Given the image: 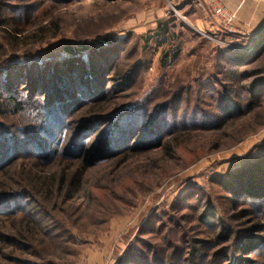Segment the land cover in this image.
<instances>
[{
	"label": "rangeland",
	"instance_id": "obj_1",
	"mask_svg": "<svg viewBox=\"0 0 264 264\" xmlns=\"http://www.w3.org/2000/svg\"><path fill=\"white\" fill-rule=\"evenodd\" d=\"M0 45V92L10 86L23 106L0 99V125L51 152L49 162L22 154L0 172V195H13L7 207L17 211L0 215V264H99L103 253L117 264L131 244L147 254L143 245L167 234L169 253L185 252L175 264H264V192L228 189L233 174L264 169V0H0ZM222 87L227 114L210 103ZM51 104L62 113L48 127ZM166 104L171 132L142 142ZM130 128L127 149L104 158L101 145ZM62 175L50 201L35 194ZM38 213L46 237L26 227Z\"/></svg>",
	"mask_w": 264,
	"mask_h": 264
},
{
	"label": "trees",
	"instance_id": "obj_2",
	"mask_svg": "<svg viewBox=\"0 0 264 264\" xmlns=\"http://www.w3.org/2000/svg\"><path fill=\"white\" fill-rule=\"evenodd\" d=\"M2 48V45H0V49ZM69 51L70 54L72 55H77L80 52L76 51L75 49H71L68 48L67 49ZM117 77L119 76V74H116ZM133 77V76H132ZM131 77V78H132ZM31 79V77H30ZM29 82H31L32 86H36L35 83H42V80H39L37 82H33L32 80H29ZM52 84V83H51ZM261 86V83L259 81H257L256 83H254L251 87V98L252 100H255L254 98H259V96H261V92L262 91H258L259 87ZM5 87V86H4ZM10 86H6L5 88H2V92H0V99H5V95L9 96L10 102L9 105H12V107H14V109H16L17 111H22L23 106L21 105V102L17 99V97H15V95L11 92V88H9ZM223 88V92L225 94H218L217 97H215L214 92L211 94V99L212 101L210 103H212V105L215 103L216 105L218 104V108H220L221 112H225L226 114L228 112H230V103L226 104L227 102H229V98L231 95H228V90L225 87ZM261 88V87H260ZM52 92V91H51ZM99 95V88H95L91 91H89L88 96L92 97V96H97ZM62 98V95H60ZM67 96V95H66ZM87 96V97H88ZM180 97V95H179ZM60 98V99H61ZM0 100V101H2ZM9 100V99H8ZM55 100H58L55 98ZM51 101V100H50ZM52 102V101H51ZM183 102V101H182ZM181 102V103H182ZM2 104H4L2 102ZM56 105H54L52 107V104L49 106V108H47L45 106L44 110L46 113V116H48V122L45 121L44 124L45 126H50L52 122H56V118L58 116H60V110L57 109L59 106L57 105V107H55ZM171 106V104H170ZM51 107V108H50ZM160 108V107H158ZM161 111H157L155 110V112L153 113V115L150 116V121L147 125L146 128L142 129L141 131V137H142V142L147 140V136L149 135L148 133L150 132H159V133H170L171 131H168L165 127L166 121H162V117L161 113L162 111L165 112L168 110V104L163 105ZM198 111V110H197ZM165 120V119H164ZM162 121V122H161ZM50 124V125H49ZM165 127V128H162ZM174 127H176L175 123H174ZM47 128V127H46ZM46 128H41L40 131L43 135L47 136V138H49L48 136H50L49 134H51V130H46ZM182 129L186 128L184 127H180ZM175 129V128H174ZM181 129V130H182ZM118 130V129H117ZM166 130V131H165ZM20 134H22L23 138L19 137V136H15L14 134H12L10 131L7 130H3V127L0 125V172L6 167L8 166L11 162L15 161L16 159L18 160L19 158L22 157V154H24V156L28 155V157H36V158H42V162H49L51 161L50 155L51 152L49 151V146L46 147V142L44 140H40V138L36 137L35 135H31L29 133H24V130L20 129L19 130ZM125 132V133H124ZM134 132V128H130V130L128 129L127 131H121L118 130L117 132H115L114 134H112L110 136V138L108 137L107 141L105 143H103L100 147V152H103V157H110L113 154H120V150L126 148L125 146V142L129 139V137L133 134ZM52 137V136H51ZM50 137V138H51ZM3 138L4 141H3ZM49 138V139H50ZM97 142L100 140L99 138H97ZM48 140V139H47ZM140 140V142H141ZM79 142V140H78ZM49 143V141H48ZM166 145H169L168 143H165ZM164 144V145H165ZM30 146L34 148L35 153H29V147ZM79 148H77V153H81V149L83 148V144L80 143V145H77ZM48 148V149H47ZM85 148V146H84ZM127 149V148H126ZM131 150V149H129ZM57 150L53 151V154H57ZM53 158V157H52ZM262 165L264 164V160L261 161ZM260 165H256L254 168L250 169V170H242L238 173L233 174L231 177L235 178L234 181L235 183L233 185H230V187H228V189H230L229 191L231 193H242V194H247L249 197L256 199V193H254V191L256 190H262V192H264V169H259L257 171L256 168L259 167ZM248 177H250V179H248ZM47 180H51L53 181V177H46ZM245 178V179H244ZM247 178V179H246ZM79 179V176H78ZM76 177H74L70 183V188L69 190H73V189H77L78 188V180ZM55 180V178H54ZM76 180V181H75ZM64 176L62 175V177L60 178V180L56 179V183H54V185H50L48 186L47 189H39L38 191L35 189V194H42V196L47 199V201H50L52 199V195L53 192H60L61 190V186L64 184ZM237 182V183H236ZM30 184H34V185H40L36 180L31 179L29 181ZM55 184L58 185L57 188H55ZM58 189V191H57ZM13 195H7L5 193L0 195V215H4V216H8L11 215L13 216L14 214H16V210L13 207L14 205H12V207H7L8 203L10 204L12 201H15L13 199ZM50 200H49V199ZM16 199V198H15ZM255 200V201H256ZM259 202H263L264 203V198L262 200H258ZM257 201V202H258ZM31 207V206H30ZM38 208V204L35 205L33 207V211H35V213L37 212ZM21 213H24V210L21 208ZM26 214V213H24ZM32 216V214L30 215ZM28 215H26V227H28L29 229L33 230V228H39L40 230H43L44 236L46 237V235L51 231V228L49 227V225L46 223V221H44V219L42 220L41 218L43 217L40 213H38L37 218H39L38 220H35L36 217H30ZM206 219V218H205ZM151 222V219H148L147 222L145 223L143 228H147L149 227ZM208 225L212 226L213 223H207ZM175 230V229H174ZM174 230H170L169 234H173L175 231ZM18 238L24 241H28L30 240V238L28 237V235H25V231L19 232L17 234ZM167 236L165 235L163 238L160 239V242L158 245L153 246V247H149V246H145L144 247L147 248L148 252H146L147 254H143L142 251L135 246L134 244H131L129 246V248L127 249V251L124 252V254L122 255V257L118 260L117 264H175L173 263L174 260L178 259V257L180 256H184L185 252L180 251L178 248L172 250L171 253H169V250L173 248L172 245H170L169 241L170 240ZM171 236H175L174 234ZM56 237H53V240H55ZM52 239V238H50ZM167 242H166V240ZM171 241L176 242L177 240L171 238ZM174 245V244H173ZM164 246V247H163ZM165 256V258H164ZM167 256L169 261L167 262ZM174 257V260L172 259ZM184 260V259H182ZM181 260V262H182ZM183 263H186V261ZM182 264V263H181Z\"/></svg>",
	"mask_w": 264,
	"mask_h": 264
},
{
	"label": "crops",
	"instance_id": "obj_3",
	"mask_svg": "<svg viewBox=\"0 0 264 264\" xmlns=\"http://www.w3.org/2000/svg\"><path fill=\"white\" fill-rule=\"evenodd\" d=\"M104 255H105V253H103V254H102V257H101V262H100L99 264H102V262H103V264H104V260H103V259H104ZM96 258H98V259H99V257H96Z\"/></svg>",
	"mask_w": 264,
	"mask_h": 264
}]
</instances>
